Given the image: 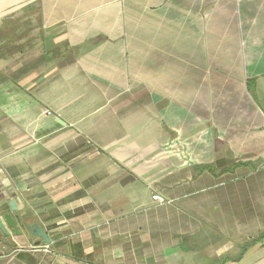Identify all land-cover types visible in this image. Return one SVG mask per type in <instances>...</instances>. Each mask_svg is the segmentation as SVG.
I'll use <instances>...</instances> for the list:
<instances>
[{"label": "crops", "instance_id": "1", "mask_svg": "<svg viewBox=\"0 0 264 264\" xmlns=\"http://www.w3.org/2000/svg\"><path fill=\"white\" fill-rule=\"evenodd\" d=\"M5 214L0 264H264V0H0Z\"/></svg>", "mask_w": 264, "mask_h": 264}, {"label": "water", "instance_id": "2", "mask_svg": "<svg viewBox=\"0 0 264 264\" xmlns=\"http://www.w3.org/2000/svg\"><path fill=\"white\" fill-rule=\"evenodd\" d=\"M11 205H12V203H11ZM13 205H14V203H13ZM15 208L16 207H13V209H15ZM0 227L2 228V230L6 234H9L10 232L16 233L18 235L22 234V230L19 229L20 227H19V225L17 223V220L11 214H5L3 219L0 218ZM9 230H10V232H9ZM33 233L36 236L42 237L44 239V241H46V242L50 241L47 238L46 233L39 226H35V231H33Z\"/></svg>", "mask_w": 264, "mask_h": 264}, {"label": "built area", "instance_id": "3", "mask_svg": "<svg viewBox=\"0 0 264 264\" xmlns=\"http://www.w3.org/2000/svg\"><path fill=\"white\" fill-rule=\"evenodd\" d=\"M48 114H50L51 112H47ZM153 199L156 201V202H159V203H165L167 202V199L165 196L159 194V193H154L153 194Z\"/></svg>", "mask_w": 264, "mask_h": 264}, {"label": "trees", "instance_id": "4", "mask_svg": "<svg viewBox=\"0 0 264 264\" xmlns=\"http://www.w3.org/2000/svg\"><path fill=\"white\" fill-rule=\"evenodd\" d=\"M264 237V232L262 233V237H261V239Z\"/></svg>", "mask_w": 264, "mask_h": 264}]
</instances>
